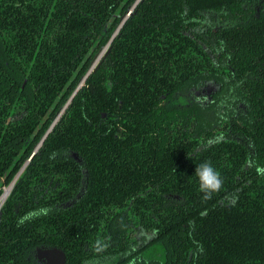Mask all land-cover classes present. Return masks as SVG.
I'll use <instances>...</instances> for the list:
<instances>
[{"label":"trees","instance_id":"obj_1","mask_svg":"<svg viewBox=\"0 0 264 264\" xmlns=\"http://www.w3.org/2000/svg\"><path fill=\"white\" fill-rule=\"evenodd\" d=\"M134 2L0 0V198L14 180L0 264H35L39 244L66 264H264V0H140L26 162ZM256 5L257 19L232 21ZM214 19L231 23L211 34ZM216 53L247 79L224 88L244 106L237 140L207 145L219 117L187 89L218 79ZM205 161L224 181L206 201ZM40 207L51 211L18 226Z\"/></svg>","mask_w":264,"mask_h":264},{"label":"flooded vegetation","instance_id":"obj_2","mask_svg":"<svg viewBox=\"0 0 264 264\" xmlns=\"http://www.w3.org/2000/svg\"><path fill=\"white\" fill-rule=\"evenodd\" d=\"M130 8L125 12V14L122 17H125L126 14H127V16H126V19H127L130 16V14L132 12V10H130ZM260 9H261V6L260 5H256L254 8H252V10L255 12V14L254 13H251V14H244V16L240 15L239 17H235L234 20H232V21L235 24L236 23H238V24H247L251 20H254V18L255 19L258 18V13H259ZM125 20H124V22H125ZM119 23H120V20H119ZM119 23H118V25H119ZM228 23H231L230 22V19H228L227 21H223V22L222 21L217 22L216 19H214L212 21H208L207 24H208V27L210 28L211 34H216L221 28L227 27L228 26ZM121 26H120V28H121ZM115 30H114V32H115ZM113 33H112V35H113ZM111 36H110V38H111ZM114 37H115V35H114ZM110 38H109V40H110ZM113 38H112V40H113ZM109 40L107 41L106 45L109 43ZM111 41H110V43H111ZM110 43H109V45H110ZM106 45L104 47L100 48L98 51H96L93 54V56H92V58H91V60L89 62L88 69H87V71H88L89 68H90V66H91V69L89 70L88 75L90 73H93L99 67L100 62L108 54L107 53L103 57V59H101L99 61V65L96 68L93 67L94 64L90 65V63L92 62L94 56L97 55L100 51H102L103 48L106 47ZM205 51L206 52H209L207 49H205ZM216 55H217V61L215 63L214 62H212V63L216 67L213 70L215 71L216 77L218 76V79L217 80L216 79L204 80V81H201V82H199V83H197L195 85H192L191 87H189L187 89V95H188V102L189 103H195L198 107H200L201 109L207 111V113H211V110L210 109L214 108V115L219 117V125L218 126H215L211 130L212 131V134H213L212 137H210L209 139H206V144L207 145L208 144H212L214 142H219L221 140H226V139H231V140L235 139V140H237L236 138L233 137V135H232V133L230 131V126H231L232 121H236V120L238 121V115H239V113L237 112V110L236 109H233V108L235 106L236 108L240 107L242 110L244 109V106L241 105L242 102L241 103H238L237 102V100L239 98H236L234 95H232L233 93H232V90H231V86H230V88L228 90H225L224 88L228 84H238L240 81L246 80L247 79V75H246L247 73L244 72V75L241 74L238 77H237V75L234 76L232 69L228 65V58H227V56L225 57V55H222L221 53H220L221 56L219 54H217V53L216 54H209V59L211 58V59L215 60L214 58H216ZM87 76L85 77V79L87 78ZM80 80H79V82H80ZM79 82H78L77 86L79 85ZM83 83H84V81H83ZM83 83H82V85H83ZM82 85L79 87V89L82 87ZM68 99H67V101H68ZM67 101L64 103V105L62 106V108L65 106V104L67 103ZM69 102H68V104H69ZM180 103H181V101H180ZM227 103H229V104H227ZM67 105H66V107H67ZM66 107L63 110L61 108L56 113V115L54 117V120L55 119H57V120L55 121V123L53 124V126L51 127V129L54 127V125L60 119V117L64 113V110L66 109ZM54 120L52 122H54ZM51 124L49 125V127L51 126ZM49 127L47 128V130L49 129ZM51 129H50V131H51ZM46 131H45V133H46ZM45 133H44V135H45ZM44 135L41 137L40 141L37 143V144H39L38 147L41 145V142L46 137V135L45 136ZM37 144L33 147V150L31 151L30 155L28 156L26 162H28L30 160V158L32 157V155L38 149V147L35 149V147L37 146ZM72 158L77 163H79L80 160L76 157L75 154H72ZM246 163H248V160L246 161ZM81 171H83V169ZM13 181L14 180H12L11 183L8 184V186L4 187V188L7 189V193H9V191H10V189L12 187ZM81 184H83V183H81ZM79 190H80L79 191V193H80L81 192V188H79ZM2 192H3V190H2ZM7 193H6L5 197L7 196ZM79 193H77L74 196L73 199H70V200L66 201L65 203H63L61 205V207L62 208L70 207L72 205V203L74 202V200L78 199ZM1 194H0V196H1ZM5 197L0 201V206L3 203ZM147 235L150 236V234H147ZM138 243H140V241H138ZM51 248H56V249L60 250L63 253V255H64V264H66V256H65L64 251L60 247H56V246H46V245H41V244L35 245L30 250V253H29L30 259H32V262L35 263V264H46L45 258L44 257H39L38 254L40 252L44 251V250H48V249H51ZM84 264H93V263L92 262L89 263L88 261H85Z\"/></svg>","mask_w":264,"mask_h":264},{"label":"clouds","instance_id":"obj_3","mask_svg":"<svg viewBox=\"0 0 264 264\" xmlns=\"http://www.w3.org/2000/svg\"><path fill=\"white\" fill-rule=\"evenodd\" d=\"M256 171L258 175H264V167L257 166ZM195 176L198 178V190L203 194L202 199L204 201L211 199L214 193L220 191L224 183L219 171L209 161L197 165ZM50 211L51 209L47 207L33 209L18 218V226L24 225L26 222L40 216L47 215ZM96 243V250L100 251V241Z\"/></svg>","mask_w":264,"mask_h":264},{"label":"water","instance_id":"obj_4","mask_svg":"<svg viewBox=\"0 0 264 264\" xmlns=\"http://www.w3.org/2000/svg\"><path fill=\"white\" fill-rule=\"evenodd\" d=\"M139 2V0H135V2L133 3V5L131 6L130 10H132L135 5ZM129 13V12H128ZM127 16V14H126ZM125 17H121L120 18V23L118 25V27L116 28L115 32L113 33V35L111 36L110 41L112 40V38L114 37V35H116L118 29L120 28V26L122 25V23L124 22V20L126 19ZM109 43L106 45L105 48H103L102 51H100L97 55L94 56L92 62L90 63V65L94 64L93 67L96 68L99 65V61L101 59H103V57L108 53L109 51ZM91 69V66L89 68V70ZM89 70L86 72L85 76L80 80L79 85L76 87V89L73 91V93L71 94V96L69 97L67 103L65 104V106L62 108V110L66 107V105L68 104V102L71 100V98L73 97V95L75 94V92L79 89V87L82 85L85 77L88 75ZM57 119L54 120V122H52L51 126L49 127V129L46 131L45 135L50 131L51 127L53 126V124L55 123ZM44 135V136H45ZM39 144H37V146L35 147V149L38 147ZM39 257H44L45 258V262L46 264H64V255L63 253L56 249V248H51L48 250H44L42 252H40L38 254Z\"/></svg>","mask_w":264,"mask_h":264},{"label":"bare ground","instance_id":"obj_5","mask_svg":"<svg viewBox=\"0 0 264 264\" xmlns=\"http://www.w3.org/2000/svg\"><path fill=\"white\" fill-rule=\"evenodd\" d=\"M6 193H7V189L4 190V194L2 195V197H1L0 199H3V198L5 197V195H6ZM7 194H8V193H7Z\"/></svg>","mask_w":264,"mask_h":264},{"label":"rangeland","instance_id":"obj_6","mask_svg":"<svg viewBox=\"0 0 264 264\" xmlns=\"http://www.w3.org/2000/svg\"><path fill=\"white\" fill-rule=\"evenodd\" d=\"M140 1V0H139ZM254 14H255V12H254ZM6 190V189H5ZM4 193V192H3ZM2 199H0V201H1ZM136 235L138 236L139 234L136 232ZM146 238H149V235H146L145 236Z\"/></svg>","mask_w":264,"mask_h":264}]
</instances>
